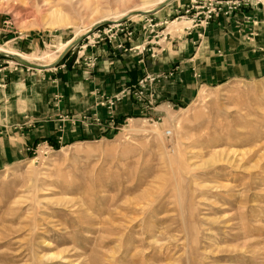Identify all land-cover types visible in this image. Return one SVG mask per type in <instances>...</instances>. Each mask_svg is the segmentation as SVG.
<instances>
[{"label":"rangeland","instance_id":"rangeland-1","mask_svg":"<svg viewBox=\"0 0 264 264\" xmlns=\"http://www.w3.org/2000/svg\"><path fill=\"white\" fill-rule=\"evenodd\" d=\"M160 1L0 0V47L42 64L98 22L121 32L145 18L130 11L192 2ZM242 9L263 31L264 0L226 16ZM174 16L173 32L191 24ZM20 65L0 53V264H264V73L200 86L110 135L25 150L20 125L43 112L47 74Z\"/></svg>","mask_w":264,"mask_h":264},{"label":"crops","instance_id":"crops-1","mask_svg":"<svg viewBox=\"0 0 264 264\" xmlns=\"http://www.w3.org/2000/svg\"><path fill=\"white\" fill-rule=\"evenodd\" d=\"M167 11L142 14L145 18L131 26L130 35L125 29L113 39L80 46L71 63L38 68L42 72L38 74H47L48 96L43 112L27 116L20 125L30 132L25 150L40 142L52 146L57 137L110 135L131 115L158 116L188 102L200 86L264 73V29H246L243 9L189 29L191 24H184L175 32L168 29V20L175 13L179 16L183 7ZM148 21L156 24L151 31ZM28 68L18 67L21 74ZM146 75L154 77L143 81L147 91L153 90L152 108L135 100L131 91L121 93ZM117 94L119 98L114 97ZM4 96L0 88V101Z\"/></svg>","mask_w":264,"mask_h":264},{"label":"built area","instance_id":"built-area-1","mask_svg":"<svg viewBox=\"0 0 264 264\" xmlns=\"http://www.w3.org/2000/svg\"><path fill=\"white\" fill-rule=\"evenodd\" d=\"M240 1L241 0H192V2H189V4H186V6L183 7V11L179 15V17H186L191 21V25L186 27V29H189L193 26L192 24L203 25V23H208L209 20L219 15L226 16L227 13H230L233 9H236V6L240 5ZM114 25L118 26L121 25V23H108V25H104V27H97L96 29L92 30L91 33L86 35V37L81 41L80 46L85 47L88 45L87 43H90V45H92L93 43H96L100 40H109L115 38L116 33H118L119 29L115 28L117 26ZM148 26L150 27L151 31L153 30V27L156 26V24L148 21ZM120 30H123L122 26H120ZM125 32L127 35H130L132 32V28L127 29ZM85 41H87V43ZM144 80H148L150 82L154 80V77L146 75L143 78L139 79L136 87H127L122 90L121 93L123 94L127 91H131L135 100L143 103L145 102L144 105L146 107L152 108L154 107L155 103L154 93L152 89H150V91H147L145 89V85H143ZM114 97L119 98L120 94H117ZM110 102L112 101L110 100L109 103ZM164 135L170 136L169 128L165 129Z\"/></svg>","mask_w":264,"mask_h":264},{"label":"water","instance_id":"water-1","mask_svg":"<svg viewBox=\"0 0 264 264\" xmlns=\"http://www.w3.org/2000/svg\"><path fill=\"white\" fill-rule=\"evenodd\" d=\"M170 1L171 0H164V1L160 2L158 4V6L165 5L168 2H170ZM157 8H155V9H157ZM155 9H152V10L137 9L135 11L129 12L128 15L134 14V13H138V14L148 13V12L154 11ZM117 21H120V19H118ZM102 24H106V21L98 22L93 27H91L87 32L78 35L70 44H68L66 47H64V49H62L59 52L57 59L54 62H52L51 64H43V63L42 64H38V63H34V62H31V61H28L27 59H23V58L17 57L14 54H10V53L7 54V53L2 52V51H0V53H2L4 55H7V56L8 55H11V56L15 57L18 60V62L20 64L24 65V66L27 65V66L34 67V68L52 67V66H55L59 62V60L63 57V55L65 54V52L67 50H69L71 47L75 46L76 43L82 41L86 37V35H88V34L91 33V31L93 30V28H97V27L101 26Z\"/></svg>","mask_w":264,"mask_h":264},{"label":"bare ground","instance_id":"bare-ground-1","mask_svg":"<svg viewBox=\"0 0 264 264\" xmlns=\"http://www.w3.org/2000/svg\"><path fill=\"white\" fill-rule=\"evenodd\" d=\"M162 1H164V0H161L160 2H162ZM179 1H181V0H179ZM156 5H154L153 7H155ZM152 7V8H153ZM141 9H146V8H141ZM151 10V8H147L146 10ZM137 10V9H136ZM134 11V10H133ZM131 12V11H130ZM137 15H139V14H137ZM134 16V15H133ZM115 21H117V20H115ZM177 21H175L174 23H176ZM189 23V22H188ZM85 32H87V31H85ZM85 32H83V33H85ZM75 38H73L72 40H70V41H67V42H65V43H63L62 45H61V49H64V47H66L68 44H70L73 40H74ZM0 51H2V52H5V53H10V54H14V55H16L17 57H20V58H23V59H27L28 61H31V62H34V63H37L36 62V60H38V59H36V57L35 56H30V55H27V54H25V53H21V52H17V51H14V50H10V49H8V48H3V47H0ZM48 56H50V55H48ZM57 57H58V54H57V56H52L51 57V59L48 61V62H46V63H43V64H51L52 62H54L56 59H57ZM50 58V57H49Z\"/></svg>","mask_w":264,"mask_h":264}]
</instances>
